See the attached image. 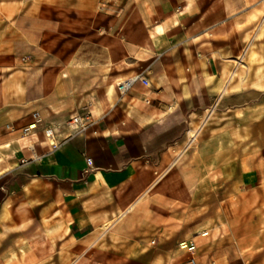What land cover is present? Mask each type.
I'll return each mask as SVG.
<instances>
[{
  "label": "crops",
  "instance_id": "1",
  "mask_svg": "<svg viewBox=\"0 0 264 264\" xmlns=\"http://www.w3.org/2000/svg\"><path fill=\"white\" fill-rule=\"evenodd\" d=\"M100 2L42 0L41 50L0 82V264H188L203 231L223 261L197 264H264V0Z\"/></svg>",
  "mask_w": 264,
  "mask_h": 264
},
{
  "label": "rangeland",
  "instance_id": "2",
  "mask_svg": "<svg viewBox=\"0 0 264 264\" xmlns=\"http://www.w3.org/2000/svg\"><path fill=\"white\" fill-rule=\"evenodd\" d=\"M41 6L42 0H0V82L9 74L25 71L30 67L33 57L31 52H28L29 49L41 50L39 45L42 42ZM32 38L38 45L31 44ZM118 81L117 83H119ZM180 208L182 207L179 206ZM212 209H214L213 206ZM216 224L217 222L211 223V229ZM225 225L228 229L232 223L226 221ZM222 244L217 232L213 238L212 236L210 239L202 237L198 244L197 261L200 263L223 261L220 252L223 249ZM230 256L232 257V255ZM188 257V255L179 256L176 261L184 263ZM229 259V255L226 256V260L229 261Z\"/></svg>",
  "mask_w": 264,
  "mask_h": 264
},
{
  "label": "built area",
  "instance_id": "3",
  "mask_svg": "<svg viewBox=\"0 0 264 264\" xmlns=\"http://www.w3.org/2000/svg\"><path fill=\"white\" fill-rule=\"evenodd\" d=\"M112 3L113 0H101L99 4V10L103 11L107 9ZM136 81H141L144 85H149V79L143 74H138L128 80H125L123 83L118 84V88L122 92H126ZM33 118L35 119V121L22 129V138L30 137L31 140L35 139L38 130V123L40 122L39 114L37 112H34ZM92 124V114L90 110L85 107L63 124L45 126L43 128V135L49 146L53 149H57L72 137L84 133ZM7 128L11 131L16 130L13 125H7ZM87 163L88 165H92V159L88 158ZM200 236H209V231L201 232ZM179 247L188 253V264L198 263V243L196 239L182 241L179 244Z\"/></svg>",
  "mask_w": 264,
  "mask_h": 264
},
{
  "label": "bare ground",
  "instance_id": "4",
  "mask_svg": "<svg viewBox=\"0 0 264 264\" xmlns=\"http://www.w3.org/2000/svg\"><path fill=\"white\" fill-rule=\"evenodd\" d=\"M124 81H122V82H119L118 84H121V83H123Z\"/></svg>",
  "mask_w": 264,
  "mask_h": 264
}]
</instances>
